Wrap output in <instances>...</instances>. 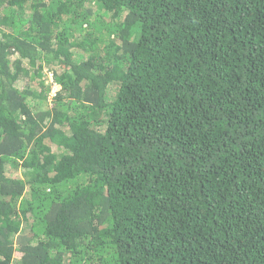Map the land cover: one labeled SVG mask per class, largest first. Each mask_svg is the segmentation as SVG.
<instances>
[{
	"label": "trees",
	"instance_id": "obj_1",
	"mask_svg": "<svg viewBox=\"0 0 264 264\" xmlns=\"http://www.w3.org/2000/svg\"><path fill=\"white\" fill-rule=\"evenodd\" d=\"M0 264H264V0H0Z\"/></svg>",
	"mask_w": 264,
	"mask_h": 264
},
{
	"label": "rangeland",
	"instance_id": "obj_2",
	"mask_svg": "<svg viewBox=\"0 0 264 264\" xmlns=\"http://www.w3.org/2000/svg\"><path fill=\"white\" fill-rule=\"evenodd\" d=\"M45 71L47 74L46 81L48 84L52 85L51 92H50V98H51V97H53V95H55L57 90L60 88V85L54 81L53 73L50 70H45Z\"/></svg>",
	"mask_w": 264,
	"mask_h": 264
}]
</instances>
